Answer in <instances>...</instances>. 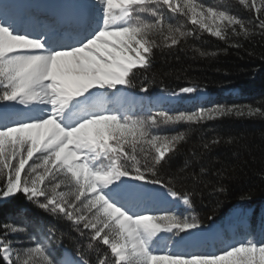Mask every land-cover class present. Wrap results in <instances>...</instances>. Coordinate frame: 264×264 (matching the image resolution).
<instances>
[{
    "label": "snow or ice",
    "instance_id": "snow-or-ice-1",
    "mask_svg": "<svg viewBox=\"0 0 264 264\" xmlns=\"http://www.w3.org/2000/svg\"><path fill=\"white\" fill-rule=\"evenodd\" d=\"M240 3L264 14V0L259 7L255 0ZM97 6L98 15L91 19L30 21L17 27L9 22L7 5L0 4V201L23 195L69 223L77 237L75 256L64 258L67 250H60L64 245L57 237L59 230L49 226L41 230L43 238L28 235L31 246L23 245L13 258V248L20 242L9 237L26 229L6 225L0 230V258L5 264H90L83 252L82 241L87 240L89 248L95 241L108 249L97 264H264V241L239 242L219 254L171 250L155 254L161 251L154 247L158 234L173 233L187 244L196 240L203 222L195 217L190 222L171 210L164 215L142 214L150 211L145 205L159 202L162 195L190 206L191 192L173 190L158 175L183 179V169L176 173L165 169L184 135L154 134L158 128L200 123L233 111L243 115L242 108L200 107L170 114L171 109L154 112L149 99L146 113L137 116L95 102L104 94L135 86L136 71L147 70L153 62L157 47L153 35L168 33L165 39L171 45L180 43L185 33L166 24L165 12L190 15L193 24L220 39L225 38L224 28L209 26L208 16L247 34L244 21L203 5L198 13L190 0H97ZM255 24L264 31V15ZM140 91L147 93L148 87ZM197 91L183 87L179 93L164 94L175 98ZM248 114L264 112L249 108ZM209 146L204 144L205 149Z\"/></svg>",
    "mask_w": 264,
    "mask_h": 264
},
{
    "label": "trees",
    "instance_id": "trees-1",
    "mask_svg": "<svg viewBox=\"0 0 264 264\" xmlns=\"http://www.w3.org/2000/svg\"><path fill=\"white\" fill-rule=\"evenodd\" d=\"M198 6L213 7L244 21L248 29L245 34L239 26L225 30L220 39L193 24L188 16L165 12L166 24L170 23L185 33L178 45H171L165 37L168 33L152 36L157 47L147 70L136 71L130 92L143 96H154L166 92H178L183 87L206 90L208 99L191 103H176L169 108L153 107V111L169 110L170 114L180 111H198L200 107L217 106L243 109L225 116H216L200 123L187 122L176 125H161L154 134L175 135L183 133L175 154L165 172L176 173L183 169L182 180L173 175L158 173L169 187L189 196L192 217L203 222L202 228L211 225L225 226L226 220L236 209H252L250 216L253 234L264 237V115H249V108H260L264 112V31L256 26V19L264 15L248 10L240 0H193ZM257 7L260 0H255ZM146 22L150 17L141 14ZM236 28V32L232 28ZM238 33V34H237ZM147 86L148 92L140 91ZM146 111L130 112L143 116ZM219 140L216 144L212 141ZM208 143V149L204 144ZM187 162V167L185 163ZM203 169V172L201 171ZM223 187V192L216 189ZM194 189V191H193ZM6 225L25 228L19 237L39 234L42 229L55 226L58 239L75 256L77 239L72 227L62 218H56L39 209L23 195L0 201V230ZM83 240L84 258L97 264L108 249ZM59 247V246H58ZM0 257H3L0 251ZM0 264L5 260L0 258Z\"/></svg>",
    "mask_w": 264,
    "mask_h": 264
},
{
    "label": "rangeland",
    "instance_id": "rangeland-1",
    "mask_svg": "<svg viewBox=\"0 0 264 264\" xmlns=\"http://www.w3.org/2000/svg\"><path fill=\"white\" fill-rule=\"evenodd\" d=\"M79 1L80 2H78V4L82 2L83 6L89 5L88 7L91 8L93 17L98 15L97 0H79ZM177 2L183 3V0H177ZM190 2L192 5L196 6V11L198 13L202 10L195 1L190 0ZM31 10L32 12L27 13V17L20 23V25L25 24L26 21H28L27 18L36 22L54 23L55 17L52 15V12H50L49 10H45L42 7L38 8V6L32 7ZM189 17L191 18L190 15ZM206 23L209 26H212L213 28H215L216 25H220L222 28H224V32L226 28L233 26V25H227L225 27L227 23L226 21H221L218 17L215 20H213L211 16H208L206 18ZM167 93L171 94L173 92H167ZM175 93H179V91ZM104 96H105L104 99L102 98L100 100L98 106L100 107L109 106L110 105L109 101L111 99L118 98L120 100H123V102L125 101L124 108H122V110H126L130 113L139 110L146 111V106L148 105L149 99H151V102L154 105V107H160L163 105L168 107L176 103L191 104V103L203 101L208 99L209 94L206 90L198 89L196 93L179 95L178 97L175 98H173L170 95H165L164 93H161V95L158 96H144L142 98L141 94L139 93L134 94V92H130L127 89H122L121 92L119 93L113 91L111 95L104 94ZM126 97L132 100L134 98V102H132L133 104L132 107H129L130 106L129 103H126L127 101ZM135 101L137 103H135ZM109 107H113V106H109ZM60 190L66 192L67 188H61ZM147 208L150 209V211L142 214L164 215L165 211L171 210L172 214L179 213L182 218L186 217L190 222L192 221L193 218L191 213H189L191 206L182 205V203L180 205L175 203H170L166 208H161L158 206V204L153 203V204H149ZM252 213H253L252 209L238 208L233 211L225 226L211 225L208 228H201L197 234L196 240L189 241L187 242V244L185 242L180 241V238L178 236H175L173 233L162 232L158 234L160 238L157 244L154 246L156 249H160L161 251H157L155 254L163 255L168 250H171L173 252L186 251V252H197L202 254H208V253L219 254L220 250L227 248L229 245H236L239 242H244V241L262 242L264 241V237H262V235L261 236L254 235L252 232L253 231L252 224L249 219ZM20 235L21 233L9 237L10 241L20 242L19 244H16L13 248V253H12L13 258H15L17 250H22L23 245L31 246L28 240L19 237ZM180 235L183 236L184 233H181ZM65 250L67 251L65 252ZM63 252H65L64 258L71 259L74 257V255L70 252V250L66 248L63 250Z\"/></svg>",
    "mask_w": 264,
    "mask_h": 264
},
{
    "label": "bare ground",
    "instance_id": "bare-ground-1",
    "mask_svg": "<svg viewBox=\"0 0 264 264\" xmlns=\"http://www.w3.org/2000/svg\"><path fill=\"white\" fill-rule=\"evenodd\" d=\"M78 2L80 1L79 0H0V4L7 5L9 22L16 24L17 27L27 17V13L32 12L31 10L32 7H37V6L38 8L42 7L43 9L52 12V15L55 17L54 22L61 19L71 20L72 18L91 19L93 17V14L91 8L88 7L89 5L83 6L82 2L79 4ZM27 20L28 21H26V23L33 21L28 18ZM37 30L40 29L38 28ZM104 97L105 96L102 95L101 97L97 98V100L95 101L96 104L98 105V103H100V100L102 98L104 99ZM124 102L123 100L114 98L109 101L110 104L109 106L118 107L122 110V108H124ZM132 102H133L132 99L127 98L126 103H129L130 105L129 107H132L133 105ZM18 107L22 108L23 106H18ZM158 191L164 193L165 189L160 188L158 189ZM170 203H175L180 205L182 202L173 201L170 197H166L162 195L160 197V201L154 204H158V206L161 208H166ZM148 205L149 204L145 205V207H148Z\"/></svg>",
    "mask_w": 264,
    "mask_h": 264
},
{
    "label": "water",
    "instance_id": "water-1",
    "mask_svg": "<svg viewBox=\"0 0 264 264\" xmlns=\"http://www.w3.org/2000/svg\"><path fill=\"white\" fill-rule=\"evenodd\" d=\"M217 226H219V225H217Z\"/></svg>",
    "mask_w": 264,
    "mask_h": 264
}]
</instances>
